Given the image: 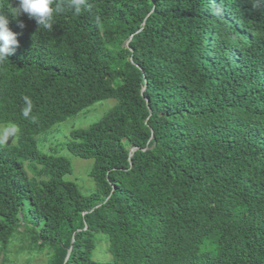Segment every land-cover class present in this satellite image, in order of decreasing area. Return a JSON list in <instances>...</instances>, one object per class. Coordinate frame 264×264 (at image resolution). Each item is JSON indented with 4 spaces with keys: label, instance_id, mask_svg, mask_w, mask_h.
<instances>
[{
    "label": "trees",
    "instance_id": "trees-1",
    "mask_svg": "<svg viewBox=\"0 0 264 264\" xmlns=\"http://www.w3.org/2000/svg\"><path fill=\"white\" fill-rule=\"evenodd\" d=\"M55 3L45 30L0 0L19 41L0 63V123L18 128L0 145V246L26 227L49 264H264V0ZM108 99L66 144L94 161L85 197L36 137Z\"/></svg>",
    "mask_w": 264,
    "mask_h": 264
},
{
    "label": "rangeland",
    "instance_id": "rangeland-1",
    "mask_svg": "<svg viewBox=\"0 0 264 264\" xmlns=\"http://www.w3.org/2000/svg\"><path fill=\"white\" fill-rule=\"evenodd\" d=\"M116 103L114 99L98 102L36 137L37 149L40 153L62 157L69 161L72 171L64 179L73 182L85 197L96 191V184L90 177L94 161L75 157L68 151L66 144L70 139L71 131L85 129L98 122ZM17 141L18 128L13 124L0 123V145L12 147L16 146ZM24 167L29 177L43 178L41 168L35 163L24 162ZM97 238L93 259L101 262L110 260L106 236L101 234ZM51 256V249L39 246L26 227H21L6 246H0V264H49Z\"/></svg>",
    "mask_w": 264,
    "mask_h": 264
},
{
    "label": "clouds",
    "instance_id": "clouds-1",
    "mask_svg": "<svg viewBox=\"0 0 264 264\" xmlns=\"http://www.w3.org/2000/svg\"><path fill=\"white\" fill-rule=\"evenodd\" d=\"M85 0H71L68 7L77 15L81 13L82 5ZM64 11V7L56 4L55 0H15V6H12L11 11L8 12L13 18L27 15L29 19H34L38 28L51 30L53 27L54 17ZM20 27L24 25L21 23ZM18 33L9 28L8 16L0 13V63L8 59L16 48L19 47L17 39ZM24 116L29 115L25 111Z\"/></svg>",
    "mask_w": 264,
    "mask_h": 264
},
{
    "label": "water",
    "instance_id": "water-1",
    "mask_svg": "<svg viewBox=\"0 0 264 264\" xmlns=\"http://www.w3.org/2000/svg\"><path fill=\"white\" fill-rule=\"evenodd\" d=\"M136 150V148H132L131 149V154H130V156L132 157V155H133V152ZM69 253H70V250H69Z\"/></svg>",
    "mask_w": 264,
    "mask_h": 264
}]
</instances>
